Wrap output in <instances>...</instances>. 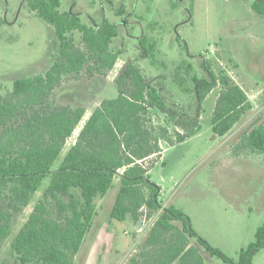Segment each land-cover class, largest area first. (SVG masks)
Wrapping results in <instances>:
<instances>
[{
  "label": "trees",
  "instance_id": "obj_1",
  "mask_svg": "<svg viewBox=\"0 0 264 264\" xmlns=\"http://www.w3.org/2000/svg\"><path fill=\"white\" fill-rule=\"evenodd\" d=\"M25 2L53 27L59 52L46 71L16 78L12 91L7 96L0 94V125L4 127L0 133V200H8V209L0 211V241L12 232L13 212L27 207L42 190L27 222L12 239L11 253L17 262L75 264L97 215L96 198L104 196L118 177L112 218L125 221L131 217L137 223L158 216L131 264H206L202 247L228 264H253L255 254L264 248V224L256 230L255 241L243 247L237 259L230 258L197 232L187 213L163 202L162 186L152 182L149 174L163 155L162 141L174 145L200 131L202 104L214 88L220 86L212 115L217 136L226 135L252 109L247 92L203 60L205 74L190 75L197 102L191 114L165 94L161 75L151 77L129 59L115 79L118 95L100 102L61 158L86 106H54L49 99L67 76L78 78L85 70L106 75L113 70L125 52L123 47L114 48L122 27L106 17L84 22L79 13L61 10V0ZM252 9L264 17V0H254ZM116 13L122 14L123 9ZM3 22L0 17V25ZM139 47L142 57L156 61L155 43L147 35L140 37ZM180 69L179 65L175 80L181 86ZM192 69L188 62L187 71ZM157 113L167 115L182 131L170 137L166 127L152 123ZM241 141L264 153V118Z\"/></svg>",
  "mask_w": 264,
  "mask_h": 264
},
{
  "label": "rangeland",
  "instance_id": "obj_2",
  "mask_svg": "<svg viewBox=\"0 0 264 264\" xmlns=\"http://www.w3.org/2000/svg\"><path fill=\"white\" fill-rule=\"evenodd\" d=\"M61 2V10L79 13L84 22L106 17L119 23L122 35L114 48L123 47L125 52L106 75L85 70L78 78L65 77L64 85L49 99L54 106L84 105L93 109L103 99L116 97V76L129 59L147 75H161L165 94L191 114L196 112L197 102L190 75L205 74L203 60L217 73L224 71L247 92L252 109L226 135L217 136L212 129V115L220 86L214 88L202 104L200 131L174 145L162 141L163 155L149 173L151 181L162 186L161 199L166 205L187 213L202 237L237 259L240 250L255 241L256 230L264 224V153L241 141L250 127L264 118V17L252 9L254 0ZM120 8L123 13L117 14ZM0 17L4 19L0 25V94L7 96L16 78L42 73L52 65L59 41L53 27L31 11L25 0H0ZM142 35L155 43V62L140 54ZM75 37L79 42L78 33ZM188 62L193 65L190 72ZM179 65L181 86L175 80ZM153 115L152 123L166 127L170 137L182 131L167 115ZM85 120L86 117L76 127L68 145ZM3 129L0 125V133ZM59 163L60 159L54 168ZM118 180L115 178L104 196L96 198L97 215L75 264H113L115 259L116 264H131L139 252L132 247L138 241L140 245L157 219V214L146 217L137 230L134 219L130 222L112 218ZM48 182V178L44 180L43 188ZM41 194L42 190L38 191L27 207L13 212L12 232L0 241V264H20L11 253L12 239L27 222ZM7 209L8 200H0V211ZM55 213L57 216L56 210ZM201 251L206 264H228L203 247ZM253 264H264V248L255 254Z\"/></svg>",
  "mask_w": 264,
  "mask_h": 264
},
{
  "label": "crops",
  "instance_id": "obj_3",
  "mask_svg": "<svg viewBox=\"0 0 264 264\" xmlns=\"http://www.w3.org/2000/svg\"><path fill=\"white\" fill-rule=\"evenodd\" d=\"M123 67V66H122ZM121 70V69H120ZM64 85V81H63V83L60 85V86H58L56 89H54V91H53V93H52V95L54 94V92L55 91H57L58 89H60L62 86ZM52 95H51V97H52ZM98 106V105H97ZM96 106V107H97ZM96 107H94L93 109H88L87 107H86V112H85V115H84V117H86V120L90 117V115L92 114V112H93V110L96 108ZM83 117V118H84ZM83 120V119H82ZM86 120H85V122H86ZM82 122V121H81ZM84 122V123H85ZM84 123H83V125H84ZM83 125H82V127H83ZM81 127V128H82ZM81 130V129H80ZM78 135H79V133H77V136L73 139V142L71 143V144H69L68 145V140L72 137V135L67 139V141H66V143H65V146H64V148H63V151H62V153H61V157H63L66 153H67V151L69 150V148L76 142V140H77V137H78ZM165 150V149H164ZM131 220H132V218L131 217H128L125 221H130L131 222ZM136 222V221H135ZM136 224L137 223H135L134 224V226H136ZM194 224V223H193ZM138 244H137V246L135 247V246H133L132 247V250L133 251H139L140 250V245H139V241L137 242ZM129 244V243H128ZM131 248V247H130ZM129 251H131V249H129L127 252H129ZM118 252H120V250H117V254H118ZM205 258V257H204ZM114 261V260H113ZM206 261V260H205ZM113 264H116V259H115V262H113Z\"/></svg>",
  "mask_w": 264,
  "mask_h": 264
},
{
  "label": "water",
  "instance_id": "obj_4",
  "mask_svg": "<svg viewBox=\"0 0 264 264\" xmlns=\"http://www.w3.org/2000/svg\"><path fill=\"white\" fill-rule=\"evenodd\" d=\"M142 226H143V219H139V220L137 221V224H136V226H135V229L139 230V229L142 228Z\"/></svg>",
  "mask_w": 264,
  "mask_h": 264
},
{
  "label": "built area",
  "instance_id": "obj_5",
  "mask_svg": "<svg viewBox=\"0 0 264 264\" xmlns=\"http://www.w3.org/2000/svg\"><path fill=\"white\" fill-rule=\"evenodd\" d=\"M145 219L143 220V223H144Z\"/></svg>",
  "mask_w": 264,
  "mask_h": 264
}]
</instances>
